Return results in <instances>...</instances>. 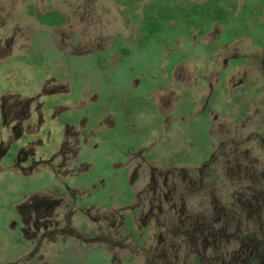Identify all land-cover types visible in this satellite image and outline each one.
I'll return each instance as SVG.
<instances>
[{"label": "rangeland", "instance_id": "obj_1", "mask_svg": "<svg viewBox=\"0 0 264 264\" xmlns=\"http://www.w3.org/2000/svg\"><path fill=\"white\" fill-rule=\"evenodd\" d=\"M160 6L221 8L226 19L190 15L150 33L146 11ZM55 12L59 26L36 19ZM117 96L137 155L125 163L140 168H108L93 221L60 215L35 229L24 209L37 193L58 197L57 178L0 159V264H264V0H0L2 147L26 144L3 125L12 103L56 106L57 117ZM34 106L23 127L36 125ZM52 112L29 138L40 152L62 141ZM115 142H103L99 167ZM24 180L37 181L18 198Z\"/></svg>", "mask_w": 264, "mask_h": 264}, {"label": "flooded vegetation", "instance_id": "obj_2", "mask_svg": "<svg viewBox=\"0 0 264 264\" xmlns=\"http://www.w3.org/2000/svg\"><path fill=\"white\" fill-rule=\"evenodd\" d=\"M118 99L119 97L117 96V100H112L109 103L101 102L100 105L95 106V104H91L87 107L85 105L83 108L73 109L67 116L58 115L56 117L55 114L58 111L56 106H45L41 102H34L32 100L23 103H12L8 107L6 114L4 113L5 116L3 115L2 118L4 126L14 122L9 126V130L12 133V140H17L18 138L26 140V144L23 145L15 146L10 141L3 147L0 145V159L6 160L5 162L7 164L5 166L7 167L10 162H13L15 166L21 164V168L24 169V174L38 173L42 168H50L49 171L53 175L55 174L57 178L53 183V189L58 197L51 196L52 194H50V197L46 199L37 193L24 209L27 216L26 219H33L35 229H38L37 223L39 220L43 219L47 221L60 215L63 218L68 216L71 219L76 217L93 221L92 218L95 215H92V212L94 211L95 214L99 213L103 209V206H101L102 202H107L108 200V168H140L139 162L137 161L131 160V162L128 161L125 163V158L129 160L130 158L137 157V155L136 153L130 154L129 145H126L123 133L125 120L123 112L119 109L121 102ZM31 104H35L34 112L37 115L36 125L31 126V124H27L23 127V122L31 118ZM44 109L52 110V114L48 115L50 120L55 119V124L63 128L62 141L51 153L42 149L40 152L39 147L42 146L40 138L35 140L36 143L34 140H29L30 137L37 134L41 124H43L42 114H44ZM64 110H66L65 107ZM101 115H103L104 119L110 115V118L108 117L110 120L106 122L108 127L105 121L101 120L103 118ZM7 118L8 122H6ZM105 125L106 127H104ZM51 131L49 128L45 131L48 139L52 133ZM113 136L117 137L116 142L111 140ZM88 142H90L89 145ZM103 142H115L118 147V152H114L113 154L106 152L105 164L99 167L97 155L98 151L102 148ZM35 144H37L38 150L34 147ZM90 145L91 151L88 152ZM46 155H49L48 159H45ZM55 161L56 164H53ZM34 168H36V171H34ZM61 168H68L65 174ZM75 168H79L80 170ZM99 168L103 169L100 170ZM96 174L100 177V181L94 184L92 179L93 176L95 178ZM65 175H68L70 179L63 180L62 177ZM72 178L73 180H71ZM38 180H43L45 183L44 186L49 185L48 180L45 178H39ZM36 181L24 180L18 183L21 186V194L18 198L27 196V189H30L28 183H34ZM76 189L79 190L76 191ZM81 189H83L82 192ZM82 193H84V196H82ZM93 195L99 197L100 205L95 206L93 202L89 203ZM10 206L8 208L6 207V209L9 210ZM43 226L45 228L46 224H43ZM100 240L103 244L104 236Z\"/></svg>", "mask_w": 264, "mask_h": 264}, {"label": "trees", "instance_id": "obj_3", "mask_svg": "<svg viewBox=\"0 0 264 264\" xmlns=\"http://www.w3.org/2000/svg\"><path fill=\"white\" fill-rule=\"evenodd\" d=\"M31 13V11H30ZM190 15H206L210 20L213 21H222L224 22L226 19V12L221 8H215L213 12L209 13L203 9L197 10L194 8H190L188 10H181L179 13H174L168 7H150L146 11V15L144 17L145 24L147 26L148 31L151 32H160L164 27V23L171 20H182L191 22ZM36 19L47 26H59L64 22V18L58 12H55L52 15L42 16L37 14ZM123 55L127 54L126 50H120ZM227 227H225V230ZM223 237V236H222ZM243 247V246H242ZM245 249V248H242ZM244 260L246 256H243Z\"/></svg>", "mask_w": 264, "mask_h": 264}]
</instances>
